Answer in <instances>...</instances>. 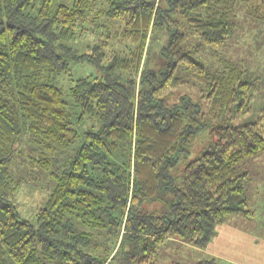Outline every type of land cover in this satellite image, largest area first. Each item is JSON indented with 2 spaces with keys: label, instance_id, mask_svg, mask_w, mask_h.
<instances>
[{
  "label": "trees",
  "instance_id": "obj_1",
  "mask_svg": "<svg viewBox=\"0 0 264 264\" xmlns=\"http://www.w3.org/2000/svg\"><path fill=\"white\" fill-rule=\"evenodd\" d=\"M251 1L261 4L249 13L264 20V0ZM241 2L0 0V264H153L165 239L204 249L218 224L249 213L237 165L264 151V114L214 127L179 184L172 174L205 120L249 111L250 82L220 87L187 50L195 40L196 50L223 48ZM89 34L96 42L81 51ZM111 40L125 46L110 56ZM75 65L90 73L74 78ZM178 70L207 89L205 112L178 95L187 85ZM84 124L80 147L54 167ZM26 152L55 183L36 225L11 201L23 178L10 168Z\"/></svg>",
  "mask_w": 264,
  "mask_h": 264
},
{
  "label": "rangeland",
  "instance_id": "obj_2",
  "mask_svg": "<svg viewBox=\"0 0 264 264\" xmlns=\"http://www.w3.org/2000/svg\"><path fill=\"white\" fill-rule=\"evenodd\" d=\"M166 1L167 0H162V3L165 4ZM260 4L261 1L251 0H245V2L238 3L235 18L237 28L223 48L217 50H196L197 46L195 40L194 42H191V45L187 49L190 51L191 57L195 61L204 63L205 67L216 72L220 87H222V85L225 87H232L237 84L238 80H242L252 84V91L249 111L244 115L234 119H228L225 114H222L214 121L205 120V126L196 136L195 142L189 148V153L180 158L172 172L177 184L180 183L179 176L185 162L191 161L201 153L205 148L210 132L214 127L220 124L228 126L245 125L257 121L259 117L264 114V20H260L249 13L251 12L252 6ZM261 11L264 12V9L262 8ZM117 30L119 29H116L115 31ZM189 37L190 39L192 38L191 34ZM112 41L113 40H111L110 43V56L111 49L117 50L119 47L124 48L125 46V44ZM94 42H96V39L93 35L89 34L79 40L76 45L81 51H89L87 45ZM161 42L162 37L158 36L157 40H154L152 43L149 55V57H151L150 59H152L150 66H155V68L158 65L156 62ZM89 73L90 69L86 66L75 65L70 69V74H72L74 78L83 77ZM178 74L187 82L185 88H183L178 95H185L193 104L198 105L205 112L207 103L205 95L207 94V89L197 82L189 81L190 79H188L180 70H178ZM67 80L68 79L65 77L64 82L66 86L68 85ZM65 100L69 105V99L67 96L65 97ZM70 110L71 107L69 106L67 111L70 112ZM89 127V124L76 126L75 130L78 138L75 144L62 150L61 153L57 155L54 167L61 166L69 161L75 150L80 147L83 141V133L89 130ZM24 157V162L20 163L16 161L10 168L15 179L23 178L19 189L13 195L11 201L22 219L28 221L32 225H36L37 214L45 205L55 183L49 175L51 171L48 172V170H43L35 165L31 166L30 159L34 158L32 153L26 152ZM237 171L238 173H246L243 185L247 204L246 209L249 213L246 215L238 214L236 216H230L223 221V223L227 224L232 230L238 226V229L240 230L239 232H241L239 240L245 238L243 236L245 233H251V238L255 239L257 245H255V242L250 238V246L248 243L243 244V248L247 246L249 250H237V255L238 257H241V261L237 262L226 258L221 260V256H218V258H216V263L243 264L245 261H250L252 256L253 259H257L253 264H264V151L257 157L246 159L238 164ZM151 206L156 210L161 211L163 208L162 203L160 202H154ZM204 249L194 248L193 246L174 238L165 239L164 243L160 245L157 258L153 264L202 263L211 259V257L204 254ZM100 250L101 253L105 254L104 247ZM224 250L226 253L227 250ZM224 250L221 249V252ZM113 264L117 263L113 262Z\"/></svg>",
  "mask_w": 264,
  "mask_h": 264
},
{
  "label": "crops",
  "instance_id": "obj_3",
  "mask_svg": "<svg viewBox=\"0 0 264 264\" xmlns=\"http://www.w3.org/2000/svg\"><path fill=\"white\" fill-rule=\"evenodd\" d=\"M239 231L240 230L238 229V226H236V228L232 230L225 223L218 224L215 229L214 237L204 249L205 250L204 254L208 257L214 258L215 260L216 258H218V256H221V260L223 258H226L228 260H233L237 262L241 261L240 259L241 257H238L237 255L238 254L237 250L238 249L249 250L247 246L243 248V244L248 243V245L250 246V238L252 236L251 233L250 234L245 233V235H243L245 238L244 239L241 238L239 240L241 236V232ZM252 241H254L255 245H257L255 239H252ZM221 249L223 250L226 249L227 250L226 253L225 250L221 252ZM255 260L257 261V259H253L251 256L250 261H245L243 262V264H253Z\"/></svg>",
  "mask_w": 264,
  "mask_h": 264
}]
</instances>
